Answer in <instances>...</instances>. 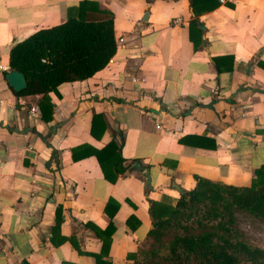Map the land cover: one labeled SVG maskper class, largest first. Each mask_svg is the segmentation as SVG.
Here are the masks:
<instances>
[{
  "label": "crops",
  "instance_id": "obj_1",
  "mask_svg": "<svg viewBox=\"0 0 264 264\" xmlns=\"http://www.w3.org/2000/svg\"><path fill=\"white\" fill-rule=\"evenodd\" d=\"M79 1L0 0V264H95L102 244L103 264H135L151 202L173 206L194 176L248 186L264 165V0L220 1L192 40L187 0H93L114 54L49 92L42 120L41 95L4 78L8 51Z\"/></svg>",
  "mask_w": 264,
  "mask_h": 264
},
{
  "label": "trees",
  "instance_id": "obj_2",
  "mask_svg": "<svg viewBox=\"0 0 264 264\" xmlns=\"http://www.w3.org/2000/svg\"><path fill=\"white\" fill-rule=\"evenodd\" d=\"M190 12L189 39L197 27L198 15L220 5V0H187ZM112 13L93 0H81L68 9L63 22L41 28L8 51V67L20 72L25 86L16 95H41L42 120L48 119L51 105L47 94L65 82L82 81L102 69L115 51ZM97 119L96 115H93ZM92 118L90 131L95 136ZM94 128V129H93ZM122 141V139H121ZM121 144V142H120ZM111 144L108 147H113ZM116 153L119 145L114 146ZM104 177L110 182L99 158L92 150ZM118 156L116 164L122 162ZM72 159L77 157L72 155ZM194 187L179 191L174 205L151 202V226L128 255L135 264H264V247L247 240L239 229V218L264 226V165L253 170L248 186H233L194 176ZM104 231V230H103ZM105 233L109 241V232ZM107 245L92 254L95 264H103ZM22 264H27L22 262Z\"/></svg>",
  "mask_w": 264,
  "mask_h": 264
},
{
  "label": "rangeland",
  "instance_id": "obj_3",
  "mask_svg": "<svg viewBox=\"0 0 264 264\" xmlns=\"http://www.w3.org/2000/svg\"><path fill=\"white\" fill-rule=\"evenodd\" d=\"M238 227L246 235L248 241L264 247V226L240 217Z\"/></svg>",
  "mask_w": 264,
  "mask_h": 264
},
{
  "label": "water",
  "instance_id": "obj_4",
  "mask_svg": "<svg viewBox=\"0 0 264 264\" xmlns=\"http://www.w3.org/2000/svg\"><path fill=\"white\" fill-rule=\"evenodd\" d=\"M198 25L201 27L200 24ZM4 78L13 91H20L25 86L24 77L18 71L10 70L5 73Z\"/></svg>",
  "mask_w": 264,
  "mask_h": 264
},
{
  "label": "built area",
  "instance_id": "obj_5",
  "mask_svg": "<svg viewBox=\"0 0 264 264\" xmlns=\"http://www.w3.org/2000/svg\"><path fill=\"white\" fill-rule=\"evenodd\" d=\"M220 1H222V0H220ZM121 41V40H120ZM33 110H35L34 108H30V113L33 111Z\"/></svg>",
  "mask_w": 264,
  "mask_h": 264
}]
</instances>
